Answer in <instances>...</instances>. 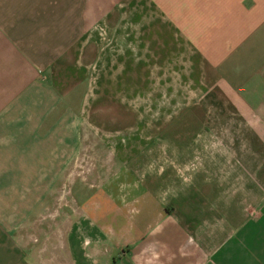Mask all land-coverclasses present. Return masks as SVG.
<instances>
[{
  "label": "crops",
  "instance_id": "1",
  "mask_svg": "<svg viewBox=\"0 0 264 264\" xmlns=\"http://www.w3.org/2000/svg\"><path fill=\"white\" fill-rule=\"evenodd\" d=\"M171 62L194 96L132 131V92ZM94 75L109 145L89 152L74 98ZM69 181L112 200L91 217L124 238L103 264H264V0H0V264L62 263L78 207L54 261L26 238Z\"/></svg>",
  "mask_w": 264,
  "mask_h": 264
},
{
  "label": "rangeland",
  "instance_id": "2",
  "mask_svg": "<svg viewBox=\"0 0 264 264\" xmlns=\"http://www.w3.org/2000/svg\"><path fill=\"white\" fill-rule=\"evenodd\" d=\"M157 60L154 59V62ZM172 61V60H171ZM184 67V68H182ZM177 71L187 72L188 71V63H184ZM149 69H151V72ZM148 79L150 84V90H135L132 92V98L130 103L127 104L128 108L131 109V114L133 117L132 122V131H144L154 133L158 129L157 119L163 114V111H171V114L174 113L179 107H172L171 100L174 98L175 100L179 98L180 103L188 100L193 95L194 89L193 82L190 79H184V81H180L178 74H173L174 65L171 62L170 64H157L151 63L150 68H148ZM163 72L165 74H156V71ZM188 76L187 74H185ZM134 76V88L139 85L142 81L139 75ZM113 78V75H111ZM98 78L94 76H90L89 80L86 81V86L82 92H79V95L74 98V102L77 104V108H79L80 103L83 108L82 118L81 120L85 122L82 124V128L84 130V146L86 150H91L93 147H104L105 145H109V142L106 141L104 137V133L106 131V127L103 126L102 122L93 121V108L94 100L96 98V85ZM104 85L108 86V80H106ZM154 89H151V88ZM193 90V91H192ZM98 93V92H97ZM121 93V92H120ZM123 92L120 94L122 97ZM138 94V95H137ZM180 94V97L177 95ZM113 107H105L104 110L97 111L96 113L111 112ZM89 116L87 117L86 115ZM114 114V113H112ZM89 121L95 122V124L89 123ZM142 121V122H141ZM93 132V133H90ZM147 141V140H145ZM137 139L132 140V145L139 146ZM89 152H92L89 151ZM87 155L85 156V159ZM118 180H123L120 176ZM116 181V180H115ZM76 183L69 181L67 187L64 188L65 191V200L61 201L60 197L55 198L50 204H46V207H42V213L37 217V220L34 225L35 218L32 219V226H30L28 231V237L26 241H29V248H36L38 251V258L43 261L44 250L52 251L50 254L47 253V257L50 260L53 258L55 260L57 254L52 248L57 245L56 240H54L53 245L51 246L50 240H52L56 231L58 232L61 229L62 220H64L66 214L69 216L75 215V211L78 207L84 215L86 216V220L81 221L80 230L77 227V221L75 218H78V215L74 216L75 218H71L72 227L68 230V234L65 236V240L58 247L59 257H62L61 264H103L105 262L110 261L109 258L111 256V252L114 251L117 253V244L124 241L123 236H120V231L118 228L120 226H115L112 222L104 221L103 219H99L96 222L93 220V211L97 212V214H114L113 210L110 212L109 209L112 207V200H106V195L100 191L96 186H82L76 188ZM79 189V192H78ZM118 190V188H117ZM111 203V204H110ZM119 204L118 197L116 196V201L113 203L114 208ZM64 210L66 214H60L59 212ZM48 211L47 214H44L45 211ZM125 210V209H124ZM82 213V214H83ZM122 214H128V211H123ZM104 216V215H103ZM79 220H82L79 217ZM93 220V221H92ZM65 224V222H63ZM69 223H71L69 221ZM121 226L125 224V221H122ZM100 225H105L107 228L112 229V231H99L97 233L93 232L92 227H100ZM84 227V228H83ZM81 228H83L81 230ZM54 234V235H53ZM47 236V237H46ZM36 240V241H34ZM44 249V250H43ZM47 259V260H48Z\"/></svg>",
  "mask_w": 264,
  "mask_h": 264
}]
</instances>
